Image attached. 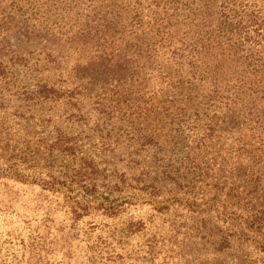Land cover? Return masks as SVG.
Returning a JSON list of instances; mask_svg holds the SVG:
<instances>
[{"label":"rangeland","instance_id":"374dc122","mask_svg":"<svg viewBox=\"0 0 264 264\" xmlns=\"http://www.w3.org/2000/svg\"><path fill=\"white\" fill-rule=\"evenodd\" d=\"M246 13L264 36V0H0V264H264Z\"/></svg>","mask_w":264,"mask_h":264},{"label":"trees","instance_id":"16d2710c","mask_svg":"<svg viewBox=\"0 0 264 264\" xmlns=\"http://www.w3.org/2000/svg\"><path fill=\"white\" fill-rule=\"evenodd\" d=\"M254 25H257V20L255 16H250L249 13H246L244 17L239 16L237 18L236 15L234 17H229L228 15L224 16L219 22V29L222 30L227 36L229 40V46L233 49V52L237 48V46H242L246 42H256L264 41V36H259L255 33ZM236 38L235 40H233ZM214 51L211 52L213 55ZM221 57L224 55L221 50H217V54ZM81 189L85 190L87 193L91 190L93 191L92 197L95 199H99L98 209H101L103 213L107 215H116L119 213L121 203H116L115 201L110 202L108 196H104L103 194L100 197L96 196L95 188H88L86 186H81ZM101 198V199H100Z\"/></svg>","mask_w":264,"mask_h":264}]
</instances>
